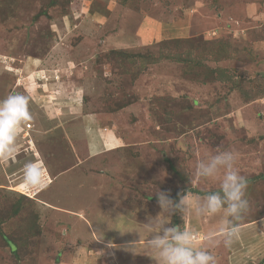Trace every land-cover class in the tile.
Here are the masks:
<instances>
[{"label": "rangeland", "instance_id": "rangeland-1", "mask_svg": "<svg viewBox=\"0 0 264 264\" xmlns=\"http://www.w3.org/2000/svg\"><path fill=\"white\" fill-rule=\"evenodd\" d=\"M263 62L264 0H0V98L27 95L32 115L0 160V264H158L156 193L219 191L223 170L195 166L223 150L247 178V230L208 249L264 264ZM29 161L42 189L22 183ZM189 218L203 228L171 224L223 222ZM104 242L132 251L106 261Z\"/></svg>", "mask_w": 264, "mask_h": 264}, {"label": "clouds", "instance_id": "clouds-1", "mask_svg": "<svg viewBox=\"0 0 264 264\" xmlns=\"http://www.w3.org/2000/svg\"><path fill=\"white\" fill-rule=\"evenodd\" d=\"M29 103V97L19 92L0 98V160L13 155L22 124L32 119ZM234 162L235 154L223 150L196 163L197 178H212L223 170L219 191L210 192L202 198L193 199L187 194H178V200H173L169 192L156 193L161 218L155 224L146 225L150 236L145 240V247L155 253L158 264H217V258L212 252L194 245L192 231L171 224V216L176 213L182 219L222 213L221 226L206 233L203 239L209 245L222 242L225 247L231 246L238 233L236 222L249 210L246 199L247 178L235 169ZM22 183L29 190L45 187L42 166L33 161L25 163Z\"/></svg>", "mask_w": 264, "mask_h": 264}, {"label": "crops", "instance_id": "crops-1", "mask_svg": "<svg viewBox=\"0 0 264 264\" xmlns=\"http://www.w3.org/2000/svg\"><path fill=\"white\" fill-rule=\"evenodd\" d=\"M260 66H262L263 68H264V62L262 63V64H260L259 65V67ZM211 218V217H210ZM210 218H208V221H209V219ZM189 217H185V221H184V225H185V227L186 228H188V229H191L192 228V226H193V224L194 225H196V224H200L201 225V228H203V225H202V222H201V220H197V221H194V223L193 224H190V222H189ZM79 220V219H78ZM80 221V220H79ZM196 222V223H195ZM81 224H82V226H83V228H84V224L81 222ZM192 225V226H191ZM129 226V225H128ZM246 226L247 225H240V226H238V233L237 234H240V231H245V230H247L246 229ZM205 227V226H204ZM248 227H249V225H248ZM86 228V227H85ZM250 229H253V228H250ZM249 228H248V230H250ZM209 230V229H208ZM207 230V231H208ZM213 230H216V229H213ZM213 230H211V231H213ZM91 231V230H90ZM99 231H101V230H98V233H99ZM210 232V231H209ZM97 233V234H98ZM196 234V237L199 239L198 240V242H196V243H199V242H202L201 243V245H200V247H204V248H206L208 251H210L208 248L209 247H212L211 245H209V243L207 242V241H205L204 239H203V236H204V234L201 232H197V233H195ZM237 236V235H236ZM97 236H96V234L92 231V233H90L89 234V241H90V244L89 245H91V246H93V247H98V246H96L95 245V241L97 242V243H100L98 240H97V238H96ZM92 241H93V243H92ZM113 242H117V241H113ZM101 244V243H100ZM103 244V246H106V247H108V248H105V250L107 251V253H109L107 256H106V258H105V260L106 261H113V258H114V256H115V253H128L129 251L131 252L132 250H130L129 248H122V246L120 247H118V248H115V247H117L114 243H106V242H104V243H102ZM195 244V243H194ZM111 245V246H110ZM196 245V244H195ZM140 247H142V246H137V251H138V253H140V255H142V254H146L147 255V253H148V250L146 249V248H140ZM221 248H223V245L221 244V246H220ZM93 258V257H92ZM111 259V260H110ZM129 258H126L125 260H120V261H126V260H128ZM111 263H114V262H111Z\"/></svg>", "mask_w": 264, "mask_h": 264}, {"label": "trees", "instance_id": "trees-1", "mask_svg": "<svg viewBox=\"0 0 264 264\" xmlns=\"http://www.w3.org/2000/svg\"><path fill=\"white\" fill-rule=\"evenodd\" d=\"M188 192V193H192L193 195H196V194H198V195H200V196H205L206 194H208V193H210V192H201V191H195V190H193L191 187L190 188H187L184 192ZM183 192V193H184ZM212 192H214V191H212Z\"/></svg>", "mask_w": 264, "mask_h": 264}, {"label": "built area", "instance_id": "built-area-1", "mask_svg": "<svg viewBox=\"0 0 264 264\" xmlns=\"http://www.w3.org/2000/svg\"><path fill=\"white\" fill-rule=\"evenodd\" d=\"M199 239L195 236L194 237V242L198 241Z\"/></svg>", "mask_w": 264, "mask_h": 264}]
</instances>
